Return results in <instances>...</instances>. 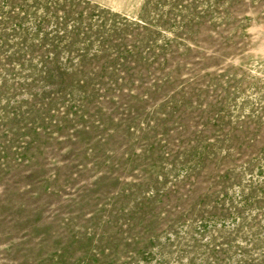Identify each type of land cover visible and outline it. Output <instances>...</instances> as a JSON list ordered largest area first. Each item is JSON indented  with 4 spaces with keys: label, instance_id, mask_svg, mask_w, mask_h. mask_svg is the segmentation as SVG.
Masks as SVG:
<instances>
[{
    "label": "rangeland",
    "instance_id": "374dc122",
    "mask_svg": "<svg viewBox=\"0 0 264 264\" xmlns=\"http://www.w3.org/2000/svg\"><path fill=\"white\" fill-rule=\"evenodd\" d=\"M0 264H264V0H0Z\"/></svg>",
    "mask_w": 264,
    "mask_h": 264
}]
</instances>
